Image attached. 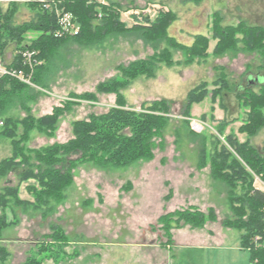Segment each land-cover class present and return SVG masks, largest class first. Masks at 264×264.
<instances>
[{
  "label": "rangeland",
  "instance_id": "rangeland-1",
  "mask_svg": "<svg viewBox=\"0 0 264 264\" xmlns=\"http://www.w3.org/2000/svg\"><path fill=\"white\" fill-rule=\"evenodd\" d=\"M15 2L19 4L15 22L29 20L33 13L25 0ZM119 2L121 20L128 26L136 11L155 16L160 10L171 9L176 19L168 34L185 44L198 33L210 36L214 14L221 17L222 25L244 21L264 26V0ZM0 3L5 9L10 1ZM146 37L128 30L90 45L68 41L54 58L47 85H37L21 100L14 99L1 109L0 161L12 153L11 139L1 134L5 118H38L63 107L65 101L72 102L70 109L57 117L53 130L29 132L23 142L29 152L66 142L72 137L73 121L106 112L116 104L118 94L135 110L161 99L170 104L169 111L162 113L166 120L161 133L148 139L150 158L126 165L74 163L61 198L51 197L39 208L19 206L7 198L10 201L0 207V215L10 222L0 230V264H24L29 255L38 264H249L248 250L240 247L242 231L223 224L234 215L226 184L211 177L210 154L215 145L231 149L226 135H232L239 142L248 140L264 155V127L252 137L238 131L247 109L236 98L243 88L257 91L258 84L264 82V57L243 50L241 44L236 50L213 56L215 40L210 38L208 57L185 64L183 53L167 38L150 41ZM163 50L170 52L171 65L158 63L153 76L129 79L133 63ZM4 53L9 59L13 50ZM222 77L227 83L219 93L222 84L217 79ZM123 78L129 83L118 93L97 90L99 84ZM192 88L194 93L205 91L206 95L186 113L183 107ZM84 93L89 97L72 96ZM262 111L264 114V108ZM218 119L227 121L223 132L217 130ZM194 122L201 128L194 129ZM16 129L21 133L20 125ZM22 167L0 176V192L18 185L19 199L31 202L34 196L28 189L31 185L39 188L38 182H20ZM252 184L264 192V181L258 176ZM185 210H198L206 216L212 211L215 217L206 218L202 226H192L175 214ZM166 214H170L168 223L159 220ZM54 233L60 235L59 240Z\"/></svg>",
  "mask_w": 264,
  "mask_h": 264
},
{
  "label": "trees",
  "instance_id": "trees-1",
  "mask_svg": "<svg viewBox=\"0 0 264 264\" xmlns=\"http://www.w3.org/2000/svg\"><path fill=\"white\" fill-rule=\"evenodd\" d=\"M119 1L107 0L106 3L101 4L97 0H61L59 7L73 14L79 25L75 33H56L57 24L53 11L44 9L39 0L25 1L33 14L29 20L20 23L15 22L19 4L10 1L4 9L0 3V50L4 52L12 48L11 64L16 67L21 66L20 50L26 48L34 50L33 81L40 86L47 85L54 69V58L68 41L90 45L106 36L122 34L128 30L137 31L142 36H147L150 41L167 38L175 49L183 53L185 64L208 57L210 38L215 40L211 51L213 56L236 50L238 44H241L243 50L259 52L264 57V26L247 24L244 21L222 25L221 17L214 14L210 36L198 33L193 36L190 44H185L168 34L171 24L176 19V14L171 9L160 10L155 16L136 11L131 13V25L128 26L126 21L121 20ZM169 53L163 50L159 55L133 63L135 66L131 69L129 79L132 80L142 74L153 76L158 63L171 65ZM126 78L99 84L97 90L118 93L129 83ZM217 81L222 84L219 86L221 93L227 82L225 78ZM258 86L257 91L245 87L236 93L237 100L247 109L238 131L248 137L256 135L264 127L262 111L264 82ZM31 89L9 77L0 79V112L2 108L12 104L14 99L21 100V97ZM194 90L192 88L186 96L183 107L186 113L192 103L200 102L206 95L205 91L194 93ZM89 95L72 94L76 98H86ZM70 104L71 101H65L63 107H55L52 113L38 118L26 116L21 120L11 117L4 119L1 134L11 139L12 153L11 156L0 161V176H4L14 167L23 166L19 181L35 179L39 188L34 185L29 187L28 190L34 196L33 201L30 202L19 199L18 185L5 187L0 192V207L5 206L9 200L7 198L12 199L19 206L32 204L34 209L45 206V202L51 197L61 198V190L70 183L69 169L74 163L91 161L100 165H126L139 158H150L148 139L153 134L161 133L166 120L162 113H167L170 108L169 102L161 99L146 103L140 110H135L126 106L123 98L118 94L116 104L106 112L90 113L85 119L73 121L72 137L66 142H54L26 152L23 142L28 138L29 132L33 129L53 130L57 117L65 110H69ZM217 121V130L223 132V126L227 121L223 119ZM17 125L22 127L19 134ZM226 140L231 149L224 144L215 145L210 154L211 177L226 184L229 206L234 215L233 218L225 219L223 224L242 231L240 247L248 250L249 264H264V192L252 184L254 176L264 181V155L260 154L248 140L239 142L232 135H226ZM237 188L239 191L236 190ZM175 214H179L180 219L192 226H202L206 218L215 217L212 211H209L207 216L198 210L192 212L185 210ZM168 216L170 214L162 215L159 220L164 219L168 223ZM9 224L5 215L1 214L0 230ZM55 233V239L59 240L60 235L57 237ZM33 262L36 263L35 260ZM26 263L32 264V261L28 260Z\"/></svg>",
  "mask_w": 264,
  "mask_h": 264
},
{
  "label": "built area",
  "instance_id": "built-area-1",
  "mask_svg": "<svg viewBox=\"0 0 264 264\" xmlns=\"http://www.w3.org/2000/svg\"><path fill=\"white\" fill-rule=\"evenodd\" d=\"M3 0H0L2 2ZM8 1H19V0H8ZM24 1V0H22ZM26 1V0H25ZM101 4L106 3L105 0H97ZM61 0H39V3L44 9L53 11L56 18V28L55 32L63 33H75L79 29V25L76 22L73 14L68 11H64L59 7ZM142 13L144 11H141ZM150 14V13H147ZM21 57V66H13L12 60L13 57L6 59L5 53L0 50V79L3 77H9L15 79L28 87L37 88V84L33 81V69H34V56L35 51L31 49H22L19 51ZM8 60V61H7ZM41 89V88H40ZM2 124V121L0 122ZM193 128L198 130L201 128V125L198 123H193Z\"/></svg>",
  "mask_w": 264,
  "mask_h": 264
},
{
  "label": "flooded vegetation",
  "instance_id": "flooded-vegetation-1",
  "mask_svg": "<svg viewBox=\"0 0 264 264\" xmlns=\"http://www.w3.org/2000/svg\"><path fill=\"white\" fill-rule=\"evenodd\" d=\"M28 260H31L32 261V264H38V263H34L33 262V258L30 255L28 256V258L26 259V261H28ZM26 261L24 262V264H28V263H26ZM36 262H38V261H36Z\"/></svg>",
  "mask_w": 264,
  "mask_h": 264
},
{
  "label": "water",
  "instance_id": "water-1",
  "mask_svg": "<svg viewBox=\"0 0 264 264\" xmlns=\"http://www.w3.org/2000/svg\"><path fill=\"white\" fill-rule=\"evenodd\" d=\"M256 81H257V78H256Z\"/></svg>",
  "mask_w": 264,
  "mask_h": 264
},
{
  "label": "crops",
  "instance_id": "crops-1",
  "mask_svg": "<svg viewBox=\"0 0 264 264\" xmlns=\"http://www.w3.org/2000/svg\"><path fill=\"white\" fill-rule=\"evenodd\" d=\"M4 1V0H3Z\"/></svg>",
  "mask_w": 264,
  "mask_h": 264
}]
</instances>
